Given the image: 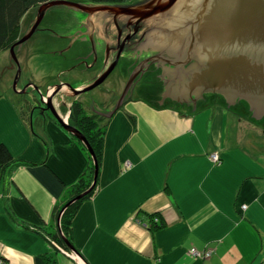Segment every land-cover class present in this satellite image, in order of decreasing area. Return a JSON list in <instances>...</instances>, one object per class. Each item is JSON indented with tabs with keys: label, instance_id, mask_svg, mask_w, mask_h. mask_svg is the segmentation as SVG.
I'll use <instances>...</instances> for the list:
<instances>
[{
	"label": "crops",
	"instance_id": "0c3cea01",
	"mask_svg": "<svg viewBox=\"0 0 264 264\" xmlns=\"http://www.w3.org/2000/svg\"><path fill=\"white\" fill-rule=\"evenodd\" d=\"M12 93L0 88V143L34 164L15 168L10 178L0 173L6 264H264V126L220 101L190 115L128 97L108 117L97 193L74 218L80 262L52 252L47 235L86 155L57 120L39 112L28 123V99H19V89ZM7 205L28 227L10 217ZM138 212L162 213L166 226L153 235ZM191 248L214 251L199 259Z\"/></svg>",
	"mask_w": 264,
	"mask_h": 264
},
{
	"label": "water",
	"instance_id": "95a60500",
	"mask_svg": "<svg viewBox=\"0 0 264 264\" xmlns=\"http://www.w3.org/2000/svg\"><path fill=\"white\" fill-rule=\"evenodd\" d=\"M51 9L72 10L77 22L76 28L62 34L70 36L66 50L78 39L90 40L94 58L96 54L105 55L94 76L74 87L70 83L56 84L45 100L58 122L91 153L95 175L90 189L99 174L94 152L85 136L58 114L53 97L57 93L77 96L97 87L114 70L123 53L126 59L139 58V61L115 109L122 104L136 77L154 60L162 66L159 76L165 92L160 101L164 97L181 103L195 101L201 90L211 89L223 93L228 102L236 94L242 96L255 116L264 112V0H134L121 4L49 0L34 9L23 37L9 49V60L11 54L17 65L15 90L21 72L15 49L33 34H57L39 26ZM65 87L67 91L63 90ZM88 191L70 200L62 213Z\"/></svg>",
	"mask_w": 264,
	"mask_h": 264
},
{
	"label": "rangeland",
	"instance_id": "374dc122",
	"mask_svg": "<svg viewBox=\"0 0 264 264\" xmlns=\"http://www.w3.org/2000/svg\"><path fill=\"white\" fill-rule=\"evenodd\" d=\"M68 1L92 2L90 0ZM34 9L35 8H31L22 18L20 38L23 37L24 31L27 29L31 21ZM39 26L47 27L57 34H50V32H40L39 34H33L29 40L24 42L20 47L18 46L19 48L17 47L15 49V53L21 69L17 89H19V92H21L23 88L27 87L24 92H21L19 99H28L27 103H29L31 107L29 109L30 111L28 110V113L23 110V105L21 107V109L23 110L22 112L25 113L24 117L26 118L28 123L29 121L32 122V117L39 116V107L43 106V102L46 105L45 100H47V93L53 92L54 85L60 83H70L74 87L78 83L94 76L96 70L100 67L104 60V56H102V54L97 55V57L94 58V51L93 48H91L93 46L90 40L78 39L73 43L69 50H66L67 47L65 46L68 44L70 36L62 34L67 33L78 26L77 22L73 18L72 10L51 9L47 12ZM8 53L9 50L0 51V88H5L6 91H8L12 95V91H14L13 83L17 74V65L12 59L11 54L9 60ZM138 61L139 58L130 57L129 59H126L123 53V56L120 58V61L114 68V70L109 74L104 82L97 87L77 96H67V94L65 93H57L53 97V103L56 111L61 116V118L64 119L65 122L69 123L68 109L73 100L77 99L85 105L87 112L93 113V111H91V109L87 107V105H90L94 109H100L101 112H99V114L104 115L107 119L108 116L106 112H112L115 109L117 100L123 91L128 77L132 73V70L138 63ZM149 63L150 66H148L147 71L137 77V79L134 81V83H136L137 85L135 86V90L133 91L132 96L138 97V99H146L151 103L154 102V106L157 107H167L171 105L170 107L172 108H182L186 112L193 109L190 115L199 113L203 109L210 108L215 104L216 101H220L224 105L228 104L226 105L227 109L240 116L241 118H246L250 122L257 124L258 126H264V112H262L260 116L251 114L252 109L249 108L250 103L242 96L238 97V94L235 95L232 102H228V100L225 99V95L223 93L207 89L201 90V95L197 96L195 101L190 100L189 102L176 103V101L172 98L164 97L162 103L158 102L159 99L161 100L163 98V93L165 92L164 84L159 76V74L162 72V66L161 64L158 65L157 61L154 60H152V62L150 61ZM5 65L12 66L9 67ZM49 87L51 89H49ZM63 90L67 91L68 88L65 87ZM50 112L51 113H44L45 117L57 120V117L53 115L51 110ZM183 114L186 115L188 113L183 112ZM106 119L104 120V122L106 121ZM136 121L137 119L135 117V123ZM67 132L69 134L71 133L68 130ZM211 158L217 164L221 163V157L219 154L214 152L211 154ZM97 190L92 196L96 195ZM84 202L81 203L80 207ZM78 210L76 211V214ZM62 214L63 213L61 211L57 221L53 217L55 220V230L47 235L49 249L54 253L62 252L66 256H70L72 259H77L78 261L80 260V262H82V258H84V256L75 243L74 235L73 244L70 243V245H68L70 241L66 240L68 241L67 248L61 247L59 243L52 237L53 233L57 232L58 229L59 231H61ZM76 214L74 218L76 217ZM161 214L162 213L159 212L153 213L156 220L162 216ZM140 216V212H138L136 214V218L138 221L140 220ZM74 218H72V225L74 223ZM15 221L17 222V220ZM34 228L37 231H44L43 228ZM73 233L74 232L72 231V234ZM44 236L46 238V234H44ZM209 249L212 252H210ZM206 250H208V252L191 248L189 250V254L199 259H209L211 258L214 250L211 248H207ZM0 264H6L5 258H3L2 256H0Z\"/></svg>",
	"mask_w": 264,
	"mask_h": 264
},
{
	"label": "trees",
	"instance_id": "16d2710c",
	"mask_svg": "<svg viewBox=\"0 0 264 264\" xmlns=\"http://www.w3.org/2000/svg\"><path fill=\"white\" fill-rule=\"evenodd\" d=\"M49 0H0V51L9 50L10 47L15 44L20 38L21 34V22L24 15L31 9L36 8L44 2ZM95 3H127L132 0H90ZM133 63V62H131ZM153 105L154 102H152ZM160 107V106H158ZM69 124L78 129L83 136L87 139L91 146L94 155L96 157L99 173L103 162L104 150H105V134L108 127V119L102 114L87 112L85 105L74 99L69 107ZM128 116L135 123V116L128 114ZM106 121L104 122V120ZM73 140L80 146L87 158V165L85 170L79 176V178L72 185L66 187L63 198L56 204L54 208L53 217L57 221L62 209L65 205L78 196L90 189L92 186L95 175V163L86 145L78 139L74 134L70 133ZM34 162H27L18 157L12 155L8 147L0 143V168L1 177H11L12 171L23 165H31ZM99 186V174L97 183L94 188L85 193L78 200L70 204L63 212L61 216V231L53 233L52 237L56 240L61 247L67 248L68 241L70 245L73 244V219L76 211L80 207L81 203L92 197ZM7 212L10 217L16 223L28 227L26 222L19 220L10 206L7 205ZM140 221L147 226L153 235L160 229L166 226L162 217L156 220L155 215L140 212ZM22 223V224H21ZM68 240V241H66ZM55 261V260H54Z\"/></svg>",
	"mask_w": 264,
	"mask_h": 264
},
{
	"label": "flooded vegetation",
	"instance_id": "af4514ba",
	"mask_svg": "<svg viewBox=\"0 0 264 264\" xmlns=\"http://www.w3.org/2000/svg\"><path fill=\"white\" fill-rule=\"evenodd\" d=\"M132 1H134V0H132ZM132 1H130V2H127V3H131ZM137 1V0H136ZM92 48V47H91ZM91 51V50H90ZM96 55H98V54H96ZM102 56H105L104 55V53H102ZM147 71V70H146ZM132 74V73H131ZM131 74H130V76H131ZM140 75H138L137 77H139ZM136 77V78H137ZM137 84L136 83H133V87L131 88V90L128 92V94L126 95V99L128 98V97H132V93H133V91L135 90V86H136ZM139 90H140V88H139ZM163 101V100H162ZM162 101H160V99H159V101L158 102H162ZM43 104V106H41V107H39V112L40 113H51L50 112V110H49V108L47 107V105H45L44 104V102L42 103ZM87 107L88 108H90L91 109V111H93V113H99V110L100 109H94L93 107H91L90 105H87ZM96 111V112H95ZM110 113L111 112H106V114H107V116L109 117L110 116Z\"/></svg>",
	"mask_w": 264,
	"mask_h": 264
},
{
	"label": "bare ground",
	"instance_id": "6f19581e",
	"mask_svg": "<svg viewBox=\"0 0 264 264\" xmlns=\"http://www.w3.org/2000/svg\"><path fill=\"white\" fill-rule=\"evenodd\" d=\"M148 66H150V65H148ZM125 100H126V97L122 99V104L124 103ZM122 104H121V105H122ZM121 105H120V106H121ZM120 106H119V107H120ZM114 111H115V109L112 111V113H113ZM68 124H69V123H68Z\"/></svg>",
	"mask_w": 264,
	"mask_h": 264
},
{
	"label": "built area",
	"instance_id": "2783aa9c",
	"mask_svg": "<svg viewBox=\"0 0 264 264\" xmlns=\"http://www.w3.org/2000/svg\"><path fill=\"white\" fill-rule=\"evenodd\" d=\"M194 249H195V248H194ZM204 251H207V252H208V250H204ZM209 251L212 252L210 249H209Z\"/></svg>",
	"mask_w": 264,
	"mask_h": 264
}]
</instances>
